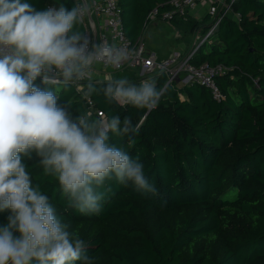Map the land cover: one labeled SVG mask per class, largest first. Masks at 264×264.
<instances>
[{"label":"trees","instance_id":"trees-1","mask_svg":"<svg viewBox=\"0 0 264 264\" xmlns=\"http://www.w3.org/2000/svg\"><path fill=\"white\" fill-rule=\"evenodd\" d=\"M167 1L119 0L126 36L135 41L143 35L150 12L170 9ZM27 2L37 10L75 6L74 0ZM231 10L238 18L224 16L189 60L222 67L214 78L219 100L202 84L174 81L147 112L109 105L102 94L85 97L87 80L81 90L57 84L58 103H69L73 116L89 112L90 98L104 118L132 117L138 134L131 141L110 134L111 142L139 157L158 189V195L146 196L110 181L102 211L83 215L68 207L35 153L23 158L58 218L87 244L93 264H264V0H234ZM169 23L185 34L207 35L212 17L175 14ZM76 28L83 33L81 22ZM126 79L139 85L138 79ZM167 79L162 71L152 77L157 88ZM108 81L92 80L98 89ZM34 83L45 87L39 77ZM8 215L0 211V225Z\"/></svg>","mask_w":264,"mask_h":264},{"label":"clouds","instance_id":"clouds-1","mask_svg":"<svg viewBox=\"0 0 264 264\" xmlns=\"http://www.w3.org/2000/svg\"><path fill=\"white\" fill-rule=\"evenodd\" d=\"M87 9L37 10L27 0H0V264H93L88 246L70 232L39 184H33L23 158H40L45 175L56 178L68 207L83 215L99 214L112 192L110 181L158 195L139 157L111 142V135L131 141L139 131L130 115L121 119L73 116L61 105L57 84L65 89L87 80L83 95L102 94L105 101L150 112L167 84L139 85L126 78L92 82L94 64L119 68L127 52L115 44L92 43L76 28ZM45 87L34 82L37 78ZM111 134V135H110ZM104 189L101 191L100 189Z\"/></svg>","mask_w":264,"mask_h":264},{"label":"built area","instance_id":"built-area-1","mask_svg":"<svg viewBox=\"0 0 264 264\" xmlns=\"http://www.w3.org/2000/svg\"><path fill=\"white\" fill-rule=\"evenodd\" d=\"M202 1L207 2V14L212 17V25L209 33L206 35V40L213 30L219 25L224 16L231 10V5L234 0H168L166 4L170 9L161 12L158 7L153 9L148 15V22L145 30L150 24L156 20H169L175 15H186L196 10ZM84 6L87 11L81 19L83 25V34L87 35L92 43H107L108 45L115 44L118 48L127 52L128 56L119 68H114L111 65L104 63H96L91 70L92 80H113V71H129V69H138L140 77L138 84L145 80H152V77L157 72H165L167 75V86L174 81L179 80L186 83L196 82L208 87L215 99L219 100L222 96L218 85L215 82V75L222 71V67H211L208 64L194 66L190 64V58L198 49L191 50L187 54L175 51L170 56L164 59H159L155 52L148 50L141 35L135 41L129 39L125 32L122 23V10L119 0H74ZM55 7L56 5H48ZM238 18V15H235ZM144 30V32H145ZM111 68L112 70H109ZM83 81H86L83 80ZM81 81L79 84H82ZM165 84V85H166ZM83 87V86H82ZM88 111L98 113L103 118L102 112L97 111L94 102L87 98Z\"/></svg>","mask_w":264,"mask_h":264},{"label":"rangeland","instance_id":"rangeland-1","mask_svg":"<svg viewBox=\"0 0 264 264\" xmlns=\"http://www.w3.org/2000/svg\"><path fill=\"white\" fill-rule=\"evenodd\" d=\"M205 11L207 12V10ZM227 15L233 18L236 17L232 10H230ZM143 38L148 50L152 52L155 51L157 54L162 56H170L175 51L187 54L206 41V35H203L201 31H197L193 34H185L178 31L169 22L163 20H156L150 24L145 30ZM109 70L112 69L109 68ZM112 76L113 80L120 78H131L132 80L138 79L140 77V72L138 69H129V71L124 72L113 71ZM186 80L187 79L183 82L177 80V83L179 85H183ZM77 86L79 90L83 88L82 84H78ZM102 119L105 118L103 117Z\"/></svg>","mask_w":264,"mask_h":264},{"label":"crops","instance_id":"crops-1","mask_svg":"<svg viewBox=\"0 0 264 264\" xmlns=\"http://www.w3.org/2000/svg\"><path fill=\"white\" fill-rule=\"evenodd\" d=\"M205 10H207V2L206 1H202L199 4L198 8L196 10L192 11L190 14H191V16H193V17H195L197 19H201L204 15H206V11ZM157 56H158L159 59H164V58L168 57V56H162V55H159V54H157Z\"/></svg>","mask_w":264,"mask_h":264}]
</instances>
